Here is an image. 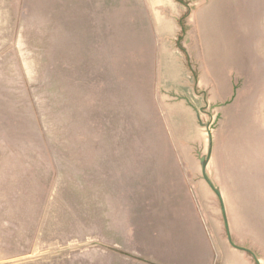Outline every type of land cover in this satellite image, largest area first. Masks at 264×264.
<instances>
[{"label":"rangeland","instance_id":"1","mask_svg":"<svg viewBox=\"0 0 264 264\" xmlns=\"http://www.w3.org/2000/svg\"><path fill=\"white\" fill-rule=\"evenodd\" d=\"M202 159L264 214V0H0V264L145 263Z\"/></svg>","mask_w":264,"mask_h":264},{"label":"crops","instance_id":"2","mask_svg":"<svg viewBox=\"0 0 264 264\" xmlns=\"http://www.w3.org/2000/svg\"><path fill=\"white\" fill-rule=\"evenodd\" d=\"M188 101L179 102L171 108L199 107L196 97L194 99L188 97ZM228 163L226 158L219 160L223 168L227 167ZM237 163L235 162L234 166ZM225 174V179L237 177L234 173ZM174 175L180 180V194L186 196L184 199L186 210L173 215L168 224L160 226L157 233L147 238L149 255L147 261L140 262L141 264H264V214L259 213L260 209L257 206L251 207L247 204L245 207L240 203L238 208L233 203L237 198H228L231 202V221L225 217L227 233L223 232V222L220 219L207 220L201 213H197L196 203L190 197L191 194L208 196V189L211 187L203 176V181L196 180L194 173L178 170ZM206 177L212 187L217 188L222 201L223 196L242 194L244 187L228 185L226 182L227 185L222 186L219 175L218 183L207 174ZM209 228H215L216 238L213 237L211 229L209 230L211 234L208 235Z\"/></svg>","mask_w":264,"mask_h":264},{"label":"water","instance_id":"3","mask_svg":"<svg viewBox=\"0 0 264 264\" xmlns=\"http://www.w3.org/2000/svg\"><path fill=\"white\" fill-rule=\"evenodd\" d=\"M208 134H209V136H211L210 132ZM201 164H202V176H203L204 180L207 182V184L212 188L213 192L216 194V196H217V198H218V200L220 201V204H221V210L224 211L223 203H222V199H221V195H220L219 191L212 187L211 183L209 182V180L206 177V174H205V162H204L203 159L201 160Z\"/></svg>","mask_w":264,"mask_h":264}]
</instances>
